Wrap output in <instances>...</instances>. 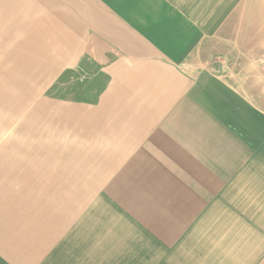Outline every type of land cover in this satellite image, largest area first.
Returning a JSON list of instances; mask_svg holds the SVG:
<instances>
[{
    "label": "crops",
    "instance_id": "obj_1",
    "mask_svg": "<svg viewBox=\"0 0 264 264\" xmlns=\"http://www.w3.org/2000/svg\"><path fill=\"white\" fill-rule=\"evenodd\" d=\"M188 6L0 0V264H264V112L195 93ZM104 55L93 102L45 97Z\"/></svg>",
    "mask_w": 264,
    "mask_h": 264
},
{
    "label": "rangeland",
    "instance_id": "obj_2",
    "mask_svg": "<svg viewBox=\"0 0 264 264\" xmlns=\"http://www.w3.org/2000/svg\"><path fill=\"white\" fill-rule=\"evenodd\" d=\"M198 1L178 0L179 4L190 5L187 7L189 13L184 8H178L181 16L191 15V22L185 26L191 32L195 30L204 34L198 39L191 36L188 45L190 53L183 56L188 64L186 66L191 70L190 74L195 76L192 78L199 77L207 85H196L195 93L221 96L227 106L231 103L238 110L247 107L255 113H263L264 0ZM193 14L199 18L204 17L205 21H194ZM175 25L179 28L183 26L180 23ZM111 57H85L82 69L58 83L56 81V88L51 93L49 91L55 84L48 88L45 97L62 101L93 102L107 83V77L101 68ZM30 109L36 111L38 105L31 103ZM27 125L33 126L35 121L31 119ZM21 127L22 120H15L14 143L20 147ZM15 149L14 170H20L22 151Z\"/></svg>",
    "mask_w": 264,
    "mask_h": 264
},
{
    "label": "trees",
    "instance_id": "obj_3",
    "mask_svg": "<svg viewBox=\"0 0 264 264\" xmlns=\"http://www.w3.org/2000/svg\"><path fill=\"white\" fill-rule=\"evenodd\" d=\"M73 72L72 71H65L61 74V76L59 77V79L57 80V83L62 81L63 79H65L66 77L70 76ZM56 88V84L51 88V90L49 91V93H51L54 89Z\"/></svg>",
    "mask_w": 264,
    "mask_h": 264
}]
</instances>
